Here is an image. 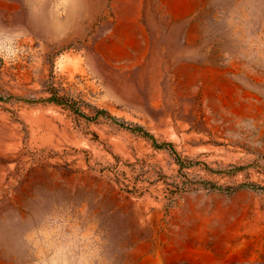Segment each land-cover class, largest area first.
<instances>
[{
  "label": "rangeland",
  "instance_id": "1",
  "mask_svg": "<svg viewBox=\"0 0 264 264\" xmlns=\"http://www.w3.org/2000/svg\"><path fill=\"white\" fill-rule=\"evenodd\" d=\"M0 264H264V0H0Z\"/></svg>",
  "mask_w": 264,
  "mask_h": 264
}]
</instances>
